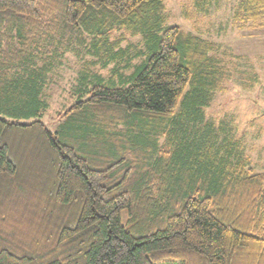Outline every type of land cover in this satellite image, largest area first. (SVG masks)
Instances as JSON below:
<instances>
[{"label": "trees", "instance_id": "obj_1", "mask_svg": "<svg viewBox=\"0 0 264 264\" xmlns=\"http://www.w3.org/2000/svg\"><path fill=\"white\" fill-rule=\"evenodd\" d=\"M166 1L0 0V264H264V172L195 128L220 44L166 26ZM232 19L264 28V0ZM69 52L86 66L52 128L44 92Z\"/></svg>", "mask_w": 264, "mask_h": 264}, {"label": "rangeland", "instance_id": "obj_2", "mask_svg": "<svg viewBox=\"0 0 264 264\" xmlns=\"http://www.w3.org/2000/svg\"><path fill=\"white\" fill-rule=\"evenodd\" d=\"M239 1L167 0L169 17L166 26L178 25L185 31L220 44L219 55L226 66L221 81L223 87L207 92L198 105L201 115L195 128L204 130L206 138L210 134L211 139L207 138L209 143L214 141L216 148L229 157L230 163L244 162L254 172H264V28L240 29L234 24L232 16ZM142 43L139 36H129L122 42V48L128 47L132 55L143 46ZM85 60L69 52L61 66L51 74L44 92L49 102L44 120L50 127L56 125L59 113L73 103V87L79 71L86 66ZM138 61L131 60L125 72H133ZM114 65L110 63L108 69L100 72L106 76ZM183 107L180 102L177 111ZM181 117L177 118L178 121L183 126L187 125L189 130L184 137L196 143L192 123L189 125L190 122ZM208 124L218 136L211 135L206 128L210 126ZM209 143L206 146L209 147ZM184 146L186 148H182V144L177 148L174 144L168 145L169 156L176 150L181 154L189 151L195 154L202 148L201 143Z\"/></svg>", "mask_w": 264, "mask_h": 264}]
</instances>
